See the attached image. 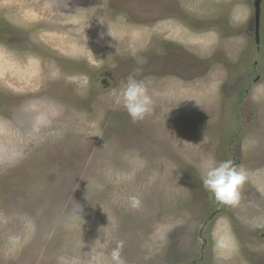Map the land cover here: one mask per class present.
Listing matches in <instances>:
<instances>
[{
	"label": "rangeland",
	"instance_id": "1",
	"mask_svg": "<svg viewBox=\"0 0 264 264\" xmlns=\"http://www.w3.org/2000/svg\"><path fill=\"white\" fill-rule=\"evenodd\" d=\"M249 1L177 0L184 22L159 0H0V155L24 153L0 167V264H106L117 240L126 264H264V10L255 44ZM169 46L191 75L140 72ZM130 75L153 99L135 123ZM34 100L61 107L58 138L35 137ZM209 157L245 171L238 206L203 188Z\"/></svg>",
	"mask_w": 264,
	"mask_h": 264
},
{
	"label": "clouds",
	"instance_id": "2",
	"mask_svg": "<svg viewBox=\"0 0 264 264\" xmlns=\"http://www.w3.org/2000/svg\"><path fill=\"white\" fill-rule=\"evenodd\" d=\"M253 99L256 97L254 96ZM121 104L134 123L143 120L145 115L151 112L153 99L143 80H138L132 75L127 77L121 90ZM24 111L30 115L32 132L37 139H42L40 134L45 130H48L47 136L51 138H58L61 135L55 129V121L62 112L59 105L53 102L45 103L34 100L24 106ZM204 140H206V136ZM23 158V151H16L11 155H0V167H14ZM200 173L203 188L214 196L217 202L229 206L240 204V189L246 180V173L243 169H238L231 160L217 162L214 158L209 157L201 162ZM127 201L133 210L140 207L141 201L137 195L128 196ZM213 237L217 247L233 243L232 237L228 233L218 235L214 232ZM123 248L124 241L117 240L115 247L110 251L106 264H126V260L122 256Z\"/></svg>",
	"mask_w": 264,
	"mask_h": 264
},
{
	"label": "flooded vegetation",
	"instance_id": "3",
	"mask_svg": "<svg viewBox=\"0 0 264 264\" xmlns=\"http://www.w3.org/2000/svg\"><path fill=\"white\" fill-rule=\"evenodd\" d=\"M246 5L253 12V17H252L253 22H252V27H251V28H253L252 37H254L255 44H258L260 42V32H261V24H262V19H263L262 15H263V10H264V0H250L249 2L246 3ZM159 6H160V9H157V13H158L157 16L158 17L162 18L165 16L166 17L167 16H174L175 18L179 17L180 20L187 22L186 21L187 19H184L186 14L183 12L180 5H178L177 0H159ZM159 20L161 21V19H159ZM231 29H233V28H231ZM234 31H235L234 29L231 30V32L228 34L227 38L235 36ZM236 32L238 33L240 31H236ZM181 54L182 53L177 52V46L176 47L169 46L168 50L165 51L164 53L162 51H160L157 55H154L155 59L152 61L153 66L152 65L150 67L147 66L146 68H144V69L140 68L139 70L142 73H144V70H145V71H147V74H150V75H152V74L157 75L158 74V75L176 76V77L189 76L192 74L193 68H192V71H188L187 73H185L184 71L176 72V68L173 67L174 64H177V62H176L177 59H180L182 61ZM253 54H255V53L254 52L251 53L250 58L253 56ZM217 56L222 59L220 62L223 63V65L230 63L226 59L227 56L225 54H221V55L218 54ZM184 62H185V60H184ZM182 63H183V61H182ZM225 66H229V65H225ZM256 66H257V62L254 61L253 67L256 68ZM254 72L256 73V70ZM199 73H200V71H196L194 73V75L199 74ZM106 76H107V79H104L101 81L102 86H107L109 84L108 82H109L110 78H112V76H110V75H106ZM185 78H187V77H185Z\"/></svg>",
	"mask_w": 264,
	"mask_h": 264
},
{
	"label": "water",
	"instance_id": "4",
	"mask_svg": "<svg viewBox=\"0 0 264 264\" xmlns=\"http://www.w3.org/2000/svg\"><path fill=\"white\" fill-rule=\"evenodd\" d=\"M259 16V15H258Z\"/></svg>",
	"mask_w": 264,
	"mask_h": 264
}]
</instances>
